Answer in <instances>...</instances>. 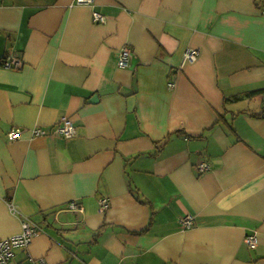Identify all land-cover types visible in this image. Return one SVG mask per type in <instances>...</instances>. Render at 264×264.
<instances>
[{
	"label": "crops",
	"instance_id": "0c3cea01",
	"mask_svg": "<svg viewBox=\"0 0 264 264\" xmlns=\"http://www.w3.org/2000/svg\"><path fill=\"white\" fill-rule=\"evenodd\" d=\"M24 220L14 264H264V0H0V240Z\"/></svg>",
	"mask_w": 264,
	"mask_h": 264
},
{
	"label": "built area",
	"instance_id": "2783aa9c",
	"mask_svg": "<svg viewBox=\"0 0 264 264\" xmlns=\"http://www.w3.org/2000/svg\"><path fill=\"white\" fill-rule=\"evenodd\" d=\"M91 0H77L78 3H88ZM95 21L97 22H104L105 18L101 16L100 14H95ZM199 52L197 50H188L184 55V61H194ZM132 52L129 48H124L118 59V66L120 68H127L130 65V58H131ZM3 66L8 69H19L22 66L21 61L16 57H9L7 59H4ZM33 136L39 137V136H48L49 134L42 128H35L32 131ZM23 134V130L20 128H16L11 130L8 133V138L11 141H17L20 140ZM60 135L64 139H72L76 135V129L74 127L73 122L68 117L64 116L60 119L59 123L57 124V127L55 128L54 132L51 134V136ZM209 169L208 164L203 163L199 166V170L204 172ZM12 213L16 214L17 210L13 204L10 205ZM110 204L107 199H104L101 202V210L106 211L109 209ZM81 209L79 205H77L75 202L70 203L66 210L68 211H77ZM192 217L187 216L184 219H182V224L186 227L192 226ZM39 228L36 225H33L30 221L24 220L23 221V232L20 235L13 236L7 239H1L0 240V264H14V256H15V249L21 248V247H29L32 243L33 238L39 234ZM245 242L248 246L254 248L258 244V239L256 235H248L245 238ZM22 264H35L34 260L30 258L27 260V262ZM42 264H45V262H42Z\"/></svg>",
	"mask_w": 264,
	"mask_h": 264
}]
</instances>
